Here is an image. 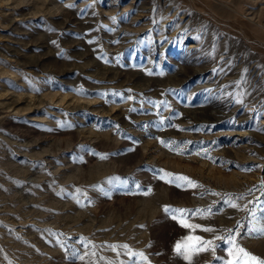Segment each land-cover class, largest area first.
Segmentation results:
<instances>
[{"label":"rangeland","instance_id":"374dc122","mask_svg":"<svg viewBox=\"0 0 264 264\" xmlns=\"http://www.w3.org/2000/svg\"><path fill=\"white\" fill-rule=\"evenodd\" d=\"M262 182L264 0H0V264H189L178 241L237 221L264 259L240 210L262 214ZM215 243L191 264L228 259Z\"/></svg>","mask_w":264,"mask_h":264},{"label":"snow or ice","instance_id":"6c2138e0","mask_svg":"<svg viewBox=\"0 0 264 264\" xmlns=\"http://www.w3.org/2000/svg\"><path fill=\"white\" fill-rule=\"evenodd\" d=\"M114 95H120V94L115 93ZM128 99H132V97H128ZM160 103H164V102H160ZM237 103H242V101L237 100ZM156 106L159 107V105ZM160 123L163 124V120H161ZM160 143L162 144V146L167 147L170 151H174L178 155H183V150L181 148L173 147V145L177 144L176 141L161 140ZM160 171L162 172L160 178L164 179L166 183L174 184L176 187L193 188V189L203 188V185H200L195 181H192L190 178L186 176H179L173 173L163 172V170ZM137 187H139V185H137ZM259 190L262 192V194H264V182H262ZM149 191L151 190L149 189ZM251 192L252 190H250L249 194H251ZM211 194L219 195L218 193H211ZM243 199H245L244 195L236 196L235 198L229 195L224 200V203L228 204L229 207L239 209L240 206L236 203V201ZM257 201H259V198H257ZM249 203H253V202L249 201ZM240 210L248 211L250 217L247 232L244 233L243 235L252 234L258 238H264V208L260 209V212L262 214L259 216L257 215V209L255 207L252 209H248L247 205H245L244 209H240ZM164 211L168 213L173 220H176L181 227L190 229L192 232H195L197 229H200L201 231L204 232L216 231L211 227H201L200 225L191 224L187 222L189 219L190 210L176 209V208H171L169 206H165ZM212 214L213 213L211 207L209 209H197L195 212L191 213L192 216H200L201 218H206ZM242 227L244 226L239 221H237V226L235 230L228 229L226 236L217 235L212 240H204L199 236L189 235L178 241L175 244L173 251L177 255L182 256L186 261L189 262V264H191L194 255H197L202 252H211L214 259L220 260L221 258L215 255L216 248L219 246L215 243V241H224L228 245L226 251H227V256L229 258L223 259L221 261V264H264V259L254 255L253 253L245 249L243 246H241L239 239L242 237V233L240 232V228ZM57 243L60 244L61 247L65 246L59 240L57 241ZM109 247H111L113 251H115L117 248V246H109ZM118 247L123 248L125 250V253L129 256V258L132 257L138 258L133 262V264H150L148 257L143 252H133L128 247V245H119ZM74 255H76V258L79 259L80 261H85V256L89 255V253L85 252L83 254H78V255L74 253ZM91 255L94 256L95 252H92ZM117 255H119V253H117Z\"/></svg>","mask_w":264,"mask_h":264}]
</instances>
